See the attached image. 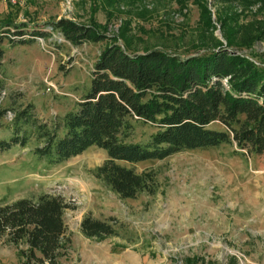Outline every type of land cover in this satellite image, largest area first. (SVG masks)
Here are the masks:
<instances>
[{"label": "rangeland", "instance_id": "1", "mask_svg": "<svg viewBox=\"0 0 264 264\" xmlns=\"http://www.w3.org/2000/svg\"><path fill=\"white\" fill-rule=\"evenodd\" d=\"M203 4L207 12L193 0H0V26L25 23L21 35L11 33L0 43V105L7 109L0 140L18 136L0 150V203L43 192L64 197L70 208L63 214L65 237L56 264H227L231 258L264 264V152L253 154L231 142L161 159L118 161L155 174L156 192L134 198H121L94 176L107 159L100 147L55 164L35 154L44 146L42 130L63 136L62 118L89 92L96 58L109 43L180 57L227 49L264 65V0ZM64 18L95 26L106 39L73 45L51 28ZM228 26L246 45H228ZM248 26L255 29L249 33L263 32L247 44ZM24 109L27 118L16 119ZM132 131L127 141L142 143L156 129L137 123ZM86 215L113 218L116 234L86 237L80 230ZM22 250L23 243L0 236V264H23Z\"/></svg>", "mask_w": 264, "mask_h": 264}, {"label": "trees", "instance_id": "2", "mask_svg": "<svg viewBox=\"0 0 264 264\" xmlns=\"http://www.w3.org/2000/svg\"><path fill=\"white\" fill-rule=\"evenodd\" d=\"M193 1L207 12L204 0ZM254 1L211 0L214 4L246 6ZM222 22L225 27L226 21ZM23 26L25 23L12 21L0 26V43L11 33L21 35ZM51 27L73 45L106 39L95 26L68 18ZM228 27V45H246L244 40L239 42L236 29ZM250 29L255 32L247 27V44L263 32L258 30L257 35L249 33ZM4 52L0 46V68ZM96 59L89 92L62 118L63 136L57 137L55 130L39 133L45 142L35 154L49 163L65 161L89 146L100 147L106 151L107 159L95 169L94 176L121 198H134L144 191L156 192L155 174L136 172L118 161L161 159L186 149L231 142L253 154L264 152V65L252 58L216 48L183 57L159 48L137 53L109 43ZM2 89L0 80V94ZM6 112L0 105V127ZM27 112L24 109L15 118L26 119ZM214 122L221 128L209 127ZM137 123H148L156 129L148 141H127ZM16 137L10 142L0 140V150L16 144ZM68 208L62 195L44 192L36 198L1 202L0 236L5 235L13 244L25 245L21 251L23 264H56L65 237L63 214ZM81 221L82 234L98 239L115 235L119 227L113 218L99 220L86 215ZM227 264H236V259H229Z\"/></svg>", "mask_w": 264, "mask_h": 264}, {"label": "built area", "instance_id": "3", "mask_svg": "<svg viewBox=\"0 0 264 264\" xmlns=\"http://www.w3.org/2000/svg\"><path fill=\"white\" fill-rule=\"evenodd\" d=\"M52 28V27H51Z\"/></svg>", "mask_w": 264, "mask_h": 264}]
</instances>
